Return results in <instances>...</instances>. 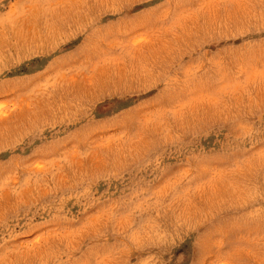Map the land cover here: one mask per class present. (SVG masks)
<instances>
[{"label":"rangeland","instance_id":"rangeland-1","mask_svg":"<svg viewBox=\"0 0 264 264\" xmlns=\"http://www.w3.org/2000/svg\"><path fill=\"white\" fill-rule=\"evenodd\" d=\"M0 264H264V0H0Z\"/></svg>","mask_w":264,"mask_h":264}]
</instances>
